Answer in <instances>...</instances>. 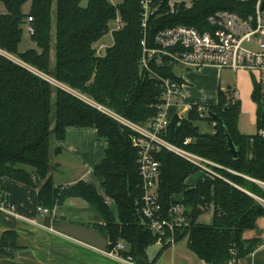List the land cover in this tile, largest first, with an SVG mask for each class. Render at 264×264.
I'll use <instances>...</instances> for the list:
<instances>
[{"label":"trees","instance_id":"1","mask_svg":"<svg viewBox=\"0 0 264 264\" xmlns=\"http://www.w3.org/2000/svg\"><path fill=\"white\" fill-rule=\"evenodd\" d=\"M0 1L6 9L0 15V51L23 64L0 56V184L9 179L35 188L38 208L49 214L66 200H81L98 220L88 228L106 239L107 251L123 243L126 250L119 252V257L144 259L156 238L146 230L139 213L143 192L137 150L132 147L134 133L97 109L145 125L157 116L163 103L156 80L139 66L143 38L139 0H121L118 6L108 0H87L85 7H81V0H31L28 15L21 11L27 0ZM162 1L164 12L169 0ZM242 7L227 0H196L189 9L176 6L174 13L149 20L148 42L159 30L175 25L202 32L209 15ZM117 15L124 26L113 33V44L104 56L96 57L93 48ZM29 17L31 39L37 48L20 53L22 27ZM151 69L163 78L183 83L172 66L153 65ZM253 99L259 103L260 128L258 88ZM207 110L216 116L215 134L198 130L193 107L187 118L175 116L160 137L218 165L223 179H201L189 187L185 182L199 172L198 168L159 150L154 153L160 172L157 193L164 208L174 202L173 196H182L188 222L177 232V240L186 236L188 249L204 264H229L249 255L258 244L247 243L242 237L264 217V208L256 200L264 199V190L257 184L264 183V143L257 136L238 133V103L227 102L221 92L218 103ZM68 128L94 129L98 140L107 144L102 162L93 170V177L101 180L99 192L83 181L65 186L55 182L58 166L54 159L60 150L54 142L63 140ZM224 130L238 151L236 160L228 152ZM186 139L190 143L184 146ZM200 199L206 209H215L211 225L197 223V218L208 212L198 206ZM111 203L117 216L110 211ZM17 248L16 232L0 235V256L11 257L10 251Z\"/></svg>","mask_w":264,"mask_h":264},{"label":"built area","instance_id":"2","mask_svg":"<svg viewBox=\"0 0 264 264\" xmlns=\"http://www.w3.org/2000/svg\"><path fill=\"white\" fill-rule=\"evenodd\" d=\"M196 0H169L168 9L162 12V0H139L141 9V29L143 38L140 43L142 55L140 69L148 73L156 80L161 90L163 103L159 108L157 116L145 125H136L109 112L101 107L99 111L116 120L120 125L128 128L134 133L132 147L137 150L138 173L141 180L143 192L139 213L145 220L146 230L155 238V244L168 248L173 247L177 241V232L186 225L184 208L181 202H171L164 208L159 201L157 183L159 179V163L155 160L154 153L159 150H166L183 160L193 164L199 170L208 172V166L213 165L206 159L192 154L180 147L166 142L160 134L170 125L172 119L183 114L182 119L187 118L189 111L194 107L199 120L209 122L212 133L215 134L216 123L212 120L206 106H184L182 102V84L171 79L163 78L152 71L151 67L168 65L182 70H190L194 73H202L209 66L219 70L229 69L234 72L246 71L256 74V84L260 94L261 115H264V8L263 0H227L243 5L238 11H216L205 20V29L201 32L198 29L186 26L175 25L159 30L151 43L148 42L147 29L151 19L161 17L175 12V7L183 5L191 8ZM28 32L33 34L29 25L32 19L27 20ZM120 21L118 31L123 28ZM245 46L255 47L249 50ZM107 48L103 46L93 48L96 57H103ZM105 52L103 53V51ZM3 56L12 62L22 65V62L15 57L0 51ZM53 83V81H50ZM227 102L235 104L239 102V95L235 90L224 92ZM174 106L176 113L169 114V108ZM182 113H179V111ZM261 120V118H260ZM262 123V122H261ZM256 136L264 143V124L258 128ZM190 143L186 139L183 143L187 146ZM264 190V183H257ZM264 208V199L256 198ZM211 215L215 209L210 206L206 209ZM37 212L42 216L51 215L46 209L38 208ZM0 213L10 217H17L15 206L6 199H0ZM126 250L123 243H118L111 251L103 253L107 257L120 259L124 263H130L131 258H121L117 254ZM229 264H235V260Z\"/></svg>","mask_w":264,"mask_h":264},{"label":"crops","instance_id":"3","mask_svg":"<svg viewBox=\"0 0 264 264\" xmlns=\"http://www.w3.org/2000/svg\"><path fill=\"white\" fill-rule=\"evenodd\" d=\"M1 4L0 15L6 13L4 4L2 2ZM25 5L30 7L31 0H27L23 6ZM223 70L209 66L199 74L188 70L178 73L183 82L182 102L184 106H215L218 103L219 92L223 95L225 92L220 90ZM213 100H215L214 104L209 105ZM174 113H176V108L171 106L170 116ZM54 147L60 150V154L56 157L58 170L59 166L69 168V174H78V181L93 185L92 180H96L99 185L101 184L100 179L93 177V170L102 162L107 144L98 140L94 129L68 128L64 139L54 142ZM196 174L201 177L190 184L185 182L187 186L194 187L199 180H207L202 172ZM57 175L54 178L56 184L58 183ZM96 190L100 191V189ZM2 198L15 206L17 217L0 213V235L5 231L16 232L18 248L10 251L11 257L0 256V264H204L188 249V243H181L180 239L173 247L168 248L154 244L153 249L149 247L146 250L144 259L124 263L120 259L107 257L95 249L44 228L42 226L44 216L37 212V190L35 188L3 179L0 184V199ZM172 200L181 202L182 196L175 195ZM116 213L115 211L113 214L116 215ZM242 239L247 243L257 241L258 244L253 247L249 255L237 259L235 264H264V217L258 218L254 228L245 232Z\"/></svg>","mask_w":264,"mask_h":264},{"label":"rangeland","instance_id":"4","mask_svg":"<svg viewBox=\"0 0 264 264\" xmlns=\"http://www.w3.org/2000/svg\"><path fill=\"white\" fill-rule=\"evenodd\" d=\"M110 4L113 6H118L121 3V0H108ZM87 5V0H81V7H85ZM0 6H2L0 2ZM22 12L25 15H28L31 10V6H23L21 9ZM121 18L119 15L116 16L114 20H112L108 24V33L97 43V47L103 46L104 48H109L113 44V33L118 31V27L120 25ZM23 33L21 37V42L18 47V51L20 53H24L28 50L36 49V45L31 39V35L28 32V25L25 24L23 27ZM249 50H255V47H249L245 46ZM105 50L103 51V53ZM182 69L175 68V74L177 75ZM203 72V71H202ZM220 90L226 91V90H236L237 93H239V112H238V122H237V131L240 135L244 137L249 136H256L258 131V120H259V103L253 99V92L254 89L257 88L256 84V74L246 72V71H238L234 72L229 69H224L222 72V80H221V86ZM214 101L210 103L209 105H213ZM202 106V105H200ZM183 111V110H182ZM180 110L179 113H182ZM195 126L198 128V130L203 134H210L212 132V129L207 121L199 120L195 122ZM58 159H54V163L57 165ZM213 165H209L208 172H204L203 170H199V172H202L205 174L207 180H214L216 178L223 179V175L221 174V169H219L214 163H211ZM218 168V169H217ZM69 168L60 167L58 170L57 178V185H64L68 183L75 184L78 182V174H69L70 172ZM227 172V171H226ZM230 173L234 174L233 172L229 171ZM201 175L194 174L193 176L189 177L187 179L186 183L190 184L192 182H196ZM75 181V182H74ZM93 186L96 189H100V185L98 181L92 180ZM112 204V203H111ZM115 205H110V211L112 213H115ZM65 212L67 213V218L65 220L58 219L59 221H66L72 224H78L83 225L86 227H92L93 222H97L94 217H92L87 212V205L82 202L79 199H69L66 200L61 208H55L53 209L52 216L55 217L57 213ZM94 214V213H93ZM114 215V214H113ZM117 216V213L116 215ZM92 220V221H91ZM213 222V216L209 212H203L198 218L197 223L199 224H205V225H211ZM181 243H188L187 237H183L180 239ZM151 248L153 249L154 246Z\"/></svg>","mask_w":264,"mask_h":264},{"label":"water","instance_id":"5","mask_svg":"<svg viewBox=\"0 0 264 264\" xmlns=\"http://www.w3.org/2000/svg\"><path fill=\"white\" fill-rule=\"evenodd\" d=\"M262 7L264 8V0L262 2ZM190 72V70H188ZM209 117L212 120L216 119V116L211 112L208 113ZM183 117V114L181 115ZM261 122L264 124V115H261ZM224 135L226 139V145L228 152L234 160L238 158V151L235 148L230 135L227 130H224ZM198 206L206 211L205 202L203 199L198 201ZM65 212L57 213L55 217L47 215L43 217L42 226L46 229L51 230L52 232L63 236L69 240L78 242L87 247L95 249L101 253H106L108 248V242L102 236L94 232L92 229L78 224H72L66 221H59L58 219L65 220L67 218ZM188 221L186 220V223Z\"/></svg>","mask_w":264,"mask_h":264}]
</instances>
